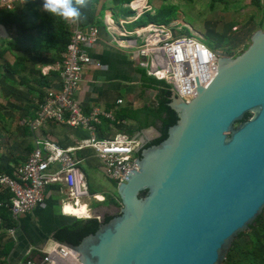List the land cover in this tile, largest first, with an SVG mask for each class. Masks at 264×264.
Listing matches in <instances>:
<instances>
[{"label": "water", "instance_id": "obj_1", "mask_svg": "<svg viewBox=\"0 0 264 264\" xmlns=\"http://www.w3.org/2000/svg\"><path fill=\"white\" fill-rule=\"evenodd\" d=\"M188 102L171 92L176 123L159 144L135 135L137 169L116 185L118 214L77 245L80 264H223L264 216V29ZM246 113L249 119L243 120ZM146 192L144 197L141 192Z\"/></svg>", "mask_w": 264, "mask_h": 264}, {"label": "crops", "instance_id": "obj_2", "mask_svg": "<svg viewBox=\"0 0 264 264\" xmlns=\"http://www.w3.org/2000/svg\"><path fill=\"white\" fill-rule=\"evenodd\" d=\"M10 1L19 4L18 14L27 19L29 24L37 23L38 20L44 18L45 14H48L41 7L42 0ZM127 1L132 0H83V3L73 0L80 9L81 16L78 19H67V25L71 28L75 22L83 27L94 23L100 25L104 16L101 15L103 10L105 13L116 12L119 8L121 10V6L128 3ZM147 2L153 12L165 9L166 4L204 5L209 8L208 21H205L201 29L204 28L207 34L216 38L212 37L215 42L210 44V48L220 50L230 56L242 52L249 44L252 33L261 29V23L264 22V7L260 10L254 0H147ZM260 3L264 6V0H260ZM0 6H3L1 2ZM83 12L86 18L83 17ZM173 20L187 24L202 38L198 26L195 27L185 21L183 15ZM8 38L7 29L0 24V41ZM42 52L34 53L36 63L32 73L29 72L32 74L29 77L38 78L39 71L45 69L46 73H42L43 79H41L44 84L40 89L44 93L47 88L58 90L59 81L56 70L60 60L50 53ZM90 55L100 65L88 66L83 70V81L78 87L76 97L84 113L88 114L92 109L97 108L113 115L120 107L139 108L153 103L156 91L145 88L142 69L137 67L127 53L100 42L91 49ZM6 58L10 64L13 63L12 54H7ZM29 70L30 68L26 69L27 72ZM14 78L16 80L14 84L8 83L11 87H6V84L3 87L1 85L0 88V115L2 116L0 137H4V142L7 140L6 150H0V174L8 170L12 172V175L35 148V139L49 140L61 148H73L80 140L91 136V132L86 129H74L55 122H48L37 133H33L27 126L22 125L23 120L34 117V111H36L40 98L38 95H31L25 86L20 85V77L14 76ZM14 90L16 94H13ZM16 97L18 98L15 99ZM118 100L122 103L117 104ZM126 126L130 129L136 128V124L132 122H127ZM114 133L116 131L113 122L104 118L100 119L99 125H96L94 130V134L99 138H109ZM74 154L81 161L80 168L85 178L84 166L89 170L93 168L92 171L96 169L104 175L101 163L91 149ZM104 177L106 178L105 175ZM106 179L111 183L108 178ZM86 182L90 194L96 195L99 199L97 202L90 197L81 200L82 208L80 206L73 208L67 201L64 185L55 183L45 189L43 206L35 207L17 220L11 218L14 222L9 227L5 226L0 217V264H22L29 256H34L38 251L47 249L55 241L53 238L55 232L71 224L75 218H96L99 221L103 220L106 215H115L114 212H106L104 206H99L100 203H104L105 196L110 191L103 195L90 187L87 178ZM10 195L7 189L0 187V207L4 208L9 217L10 213L4 204L9 202ZM85 206L87 215L82 217ZM9 229H13V234L9 233ZM34 258L39 261V255Z\"/></svg>", "mask_w": 264, "mask_h": 264}, {"label": "built area", "instance_id": "obj_3", "mask_svg": "<svg viewBox=\"0 0 264 264\" xmlns=\"http://www.w3.org/2000/svg\"><path fill=\"white\" fill-rule=\"evenodd\" d=\"M0 2L7 8L12 7L10 0ZM121 9L129 14L115 18L116 12L108 11L100 25L94 23L83 27L75 22L56 70L58 90L47 88L34 117L21 122L33 133L48 122H55L74 129H86L91 136L80 140L73 148H61L49 140L35 139V148L17 167L13 177L0 174V187L11 194L4 207L12 219L17 220L35 207L43 206L45 189L55 183L64 185L67 201L73 208H78L81 200L86 198L98 200L89 192L80 168L81 161L75 152L91 149L106 178L117 184L124 182L127 175L137 169L135 149L138 142L135 138L124 132H116L109 138L97 137L94 130L100 119L115 121L114 116L97 108L86 114L76 97L83 81V70L100 65L90 55L91 49L100 42L127 53L147 76L166 82L171 91L185 102L195 96V77L198 86H205L215 75L217 58L222 52L210 48L187 24L150 21L134 26L146 13L152 12L147 0H132L123 4ZM42 73H46L45 69ZM121 103V100L117 101V104ZM8 231L13 234V229ZM36 255H39V261L35 260ZM34 256H29L22 264H80L74 253L57 241Z\"/></svg>", "mask_w": 264, "mask_h": 264}, {"label": "trees", "instance_id": "obj_4", "mask_svg": "<svg viewBox=\"0 0 264 264\" xmlns=\"http://www.w3.org/2000/svg\"><path fill=\"white\" fill-rule=\"evenodd\" d=\"M254 3L260 10L263 9L264 6L260 3V0H254ZM18 9L19 4L16 2L12 3L11 8L0 6V24H2L9 33L8 39L0 41V60H2L0 61V88L1 85L3 87L6 86V84V87H11L8 86V83H15L16 80L14 76L20 77V85L25 86L31 95H38L40 98V102L35 109L37 110L38 105L44 100L46 93L40 89L41 85L44 84L41 82V79H43L42 69L39 71L38 78L33 76L32 78L29 77V75H32L30 73H32V69L35 67L36 63L34 53L38 51L50 53L61 61V54L65 51L70 41L72 28L67 25V19L49 13L45 14L44 18L40 21L38 20L37 23L32 22L29 24L27 19L18 14ZM82 15H84V12ZM83 17L86 18V15ZM143 17H147L148 21L151 22H159L154 14L150 16L146 13ZM142 18H140L137 23H139ZM7 54H12L14 59L12 64L8 62L6 58ZM30 64L33 65L28 67ZM29 68L30 70L27 72L26 69ZM141 74L143 82L146 85L145 88L156 91L153 103L143 105L139 108L120 107L113 114L115 121H109L113 122V127L116 132H124L131 137H134L143 129L154 127L158 130L160 136L148 142L145 146L147 148L159 144L166 138L168 128L176 123L177 117L168 106L172 92L170 85L164 81H158L147 76L144 70H141ZM30 82L32 83L30 84ZM13 94H16L15 90ZM17 98L18 97L15 99ZM249 117L250 114L246 113L243 120H247ZM1 119L2 116L0 115V121ZM127 122L135 123L136 128H128L126 126ZM135 155L138 156L139 154L135 153ZM4 174L13 177L11 171L4 170ZM110 182L116 187L117 183L115 181L110 180ZM145 194V191L141 192L140 196L144 197ZM106 199H108L110 203L115 202L109 195L105 197V201ZM86 215L85 206L83 208L82 217ZM0 217L4 221L6 227H9L11 223L14 222L11 219V215L9 217L3 207H0ZM113 217L114 215H106L103 218V222H108ZM98 227L99 221L96 218H75L71 224L57 230L53 238L60 243L67 242L72 245H77L85 236L93 234ZM223 264H264L263 214L258 216L255 220V224L251 225L247 232L237 236Z\"/></svg>", "mask_w": 264, "mask_h": 264}, {"label": "rangeland", "instance_id": "obj_5", "mask_svg": "<svg viewBox=\"0 0 264 264\" xmlns=\"http://www.w3.org/2000/svg\"><path fill=\"white\" fill-rule=\"evenodd\" d=\"M165 7L166 8L163 10H157L155 12L152 11L148 14L150 16L154 14L155 18H157V20L159 21L157 23H169L171 21H174L173 19H177L180 15H183V18L185 21L191 23L195 27L198 26V28L200 29V33L202 35L201 39L204 43H206L208 46H210V44L215 42V40L212 38V37L215 38V36H213V35L210 36L209 34H207V32H205L204 28H203L204 31L201 29L202 27H204L205 21H208L207 18L210 15L209 14L210 13L209 8H206L204 5L195 6V5H185V4L184 5L166 4ZM104 13H105V11L103 10L101 12V15L103 16ZM126 14H129V13L127 11H125V9L120 10V8H119V10L116 11L115 18L120 17V16H124ZM148 22H150V21H148L147 17H143L142 20L139 23H136L134 26L139 25V24H146ZM129 28H131V27L129 26ZM261 29H264V22L261 23ZM184 31H185V33L191 34V32L189 30H184ZM236 55H238V54H236ZM236 55H234V56H236ZM0 61H2V60H0ZM0 138H1L0 139V150H6L7 140L4 142V137H0ZM92 160H94V159H92ZM83 168L86 171V178L89 181L90 187H92L96 192L101 193L103 195L106 194L105 192L110 191V192H108L109 193L108 195L111 196L115 200L114 203H110L108 201V199H106V201L104 203H100L99 206H104L105 207L104 210L106 212H114L115 215L118 214L119 208H120V201H119L117 194H116V188L111 183H109V181L104 177V175L101 174L100 171H97L96 169L94 171H92L93 168H92V170H89L85 166ZM98 200H96V202ZM93 202H95V201H93ZM91 208H93V207H91Z\"/></svg>", "mask_w": 264, "mask_h": 264}, {"label": "clouds", "instance_id": "obj_6", "mask_svg": "<svg viewBox=\"0 0 264 264\" xmlns=\"http://www.w3.org/2000/svg\"><path fill=\"white\" fill-rule=\"evenodd\" d=\"M78 3H83V0H78ZM41 7L45 12L63 19H78L81 16L73 0H42Z\"/></svg>", "mask_w": 264, "mask_h": 264}, {"label": "bare ground", "instance_id": "obj_7", "mask_svg": "<svg viewBox=\"0 0 264 264\" xmlns=\"http://www.w3.org/2000/svg\"><path fill=\"white\" fill-rule=\"evenodd\" d=\"M80 207L82 208L83 207V204H81ZM69 212H70V210H69Z\"/></svg>", "mask_w": 264, "mask_h": 264}]
</instances>
